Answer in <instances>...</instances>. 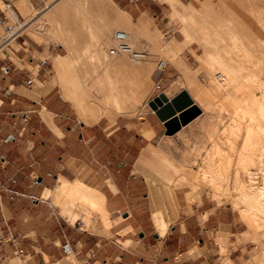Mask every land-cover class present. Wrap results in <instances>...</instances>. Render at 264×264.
Here are the masks:
<instances>
[{
    "label": "crops",
    "instance_id": "crops-1",
    "mask_svg": "<svg viewBox=\"0 0 264 264\" xmlns=\"http://www.w3.org/2000/svg\"><path fill=\"white\" fill-rule=\"evenodd\" d=\"M130 11L141 16L150 6ZM16 44L0 59V65L6 62L12 68L0 80V225L7 236H13L0 241V264H78L85 259L91 264L260 261L254 256H260L261 250L245 239L247 226L230 206L202 202L180 207L174 217L167 210L168 227L161 235L153 213L166 204L161 183L152 177L148 148L166 135L165 122L144 103L136 112L103 115L85 123L73 116L53 87L38 98L29 95L26 89L47 82L40 80L35 85L47 61L34 57L36 42L32 37L22 35ZM34 65L38 68L33 75ZM181 69L190 72L185 57ZM165 72L160 77L163 86L149 100L157 94L166 100L183 89L170 88L174 74ZM28 77L32 83L25 82ZM44 112L51 114L55 128ZM192 120L178 132L188 130ZM9 133L16 139L5 142ZM35 177L41 182L35 183ZM60 178L80 179L102 193L110 224L113 221L108 233L77 228L51 199L43 197ZM221 240L227 253H221ZM18 248L23 249L22 255Z\"/></svg>",
    "mask_w": 264,
    "mask_h": 264
},
{
    "label": "rangeland",
    "instance_id": "rangeland-1",
    "mask_svg": "<svg viewBox=\"0 0 264 264\" xmlns=\"http://www.w3.org/2000/svg\"><path fill=\"white\" fill-rule=\"evenodd\" d=\"M11 2L25 21L28 15L20 11L17 0H11ZM30 2L34 4L32 5L34 11L36 9L38 12L36 13L38 17L43 14L49 3L56 0H30ZM0 6L5 7L1 0ZM144 6H150V11L141 16L130 11L132 7L143 9ZM122 11H126L131 20ZM139 19L144 20L142 31L136 30L134 25ZM120 21L130 31L132 46L137 50L146 51L147 58L131 61L123 55L110 56L108 50L113 46L114 32L118 28H120L118 30L125 29L120 26ZM40 22L44 23L40 32L29 28L25 29L23 34L25 37H32L36 42L34 57L47 61L46 68L39 71L42 77H34L36 87L38 81L48 82L54 75L52 56L69 54L63 71V74L67 75L65 79H70H68L70 86L73 85L75 88L82 86L85 91L89 90L86 91V99L95 97V102L103 107L100 117L136 112L142 104L149 105L148 97L160 89L158 83L161 87L163 86L160 77L165 71V73L174 74L171 76L170 88H183L190 91L191 97L201 108L200 113L193 118V124L181 133L167 131V136L163 135L148 148L152 156L150 157V166L154 171L152 177L155 182L161 183V193L166 204L161 212L165 216L167 210H172L171 216L174 214L176 216L180 207L187 208L202 202H214L218 206L232 207L247 226L248 238L245 239L252 241L253 248L258 246L262 252L260 256H257L258 253L254 256L255 261L260 260L259 262L246 264H264V226H256L247 214L244 215L245 211L243 210V213L240 210L239 207L244 208L243 204L245 203L246 206L247 203L237 197L233 180L235 172H239L241 178L244 176V181H247L248 177L243 172L241 157L250 152L248 150L251 147H249L250 144L253 146L257 144L256 147L254 146L255 149L251 147V153L253 148L255 157L263 158V164L250 166L252 171L258 172L257 182L264 181V133L258 129L249 132L247 125L249 112H252V109L254 112L252 113L256 117L259 116L257 118L260 120L256 109L257 104H253L247 98L253 93L260 96L264 92V86H262L264 85V0H61L58 6L53 7L40 18ZM186 38L190 39L186 42ZM14 46L17 47V44L14 43ZM41 50L44 51L41 52ZM195 54H201L212 62L215 67L211 69L213 72L200 68V59ZM176 56L182 58V61L185 57L186 62L191 66L190 72L181 69L182 63L181 68L175 65ZM160 59L169 61L168 67L162 72L157 69ZM230 62L233 64H229ZM108 63H115L119 67L108 70ZM220 65L231 69L236 75V83H239L241 88L234 89V93L223 95L225 89L222 93V88L214 91L209 87L208 83L218 69L222 75L226 76ZM235 66L239 68L236 70ZM37 68V65L31 67L33 75L37 73ZM189 74L194 76V81H190ZM111 79L127 88L120 103L107 101L98 96L102 91H98L97 86L101 85L107 89ZM215 80L220 79L216 77ZM53 89L63 97L73 116L81 120L70 100H67L62 93L61 86L55 85ZM218 90L220 94L215 93ZM242 104L244 107L248 106L246 109V111L250 109L248 113L241 109ZM238 116H242V119ZM240 121H243L239 124L241 127L236 130ZM259 146L260 149L256 150ZM212 176L217 179L210 182L211 178L213 180ZM198 177L206 178V181L203 180L205 183ZM220 181L230 188L229 195L220 194V197L216 191H213V189L216 190L214 184ZM169 186L172 187L171 190ZM174 195L176 199H173ZM169 198L176 200V203L174 201V204ZM237 199L243 203H238ZM237 203L240 206L237 207ZM69 206L81 217L79 222L72 223L77 228L94 233H108L110 230L113 221L108 225L104 223L103 211L106 208L103 201L102 209L79 201L70 202ZM168 206L170 207L167 208ZM107 216L109 220L110 214L108 213ZM220 242L221 253H227L228 247L222 240ZM228 264L234 263L228 261Z\"/></svg>",
    "mask_w": 264,
    "mask_h": 264
},
{
    "label": "bare ground",
    "instance_id": "bare-ground-1",
    "mask_svg": "<svg viewBox=\"0 0 264 264\" xmlns=\"http://www.w3.org/2000/svg\"><path fill=\"white\" fill-rule=\"evenodd\" d=\"M2 1V0H1ZM61 0H56V2H53V3H49L46 7H45V11L43 12V14L41 16H36V13H38L35 9L34 11V6L31 4L30 0H17L18 4L17 6L19 7L20 11L23 13V14H27L28 15V18L25 20V29H33V30H37L38 32H40L42 29H41V26L44 25V23H41L40 22V18L43 16L44 17V14L49 12L53 7H56L58 6V4L60 3ZM59 9V8H58ZM122 10V9H121ZM123 12V11H122ZM126 17L131 20V17L130 15L124 11L123 12ZM36 17V18H35ZM116 17V15H115ZM120 26H122L123 28H125L126 26H124V23L122 21H120ZM136 25V30L138 31H142L144 30V20L143 19H139L137 22H135ZM120 29V28H118ZM117 29V30H118ZM125 32L127 33V36H128V42L130 43V45L132 46L131 42H130V31L128 29H124ZM188 35V34H187ZM189 37V36H188ZM190 39V38H189ZM188 38H186V42L189 40ZM113 44H114V41H113ZM262 46V45H261ZM133 47V46H132ZM134 48V47H133ZM244 48V47H243ZM110 49L111 47L109 48V54L110 56H115L116 54H112L110 52ZM194 51V50H193ZM246 51V50H245ZM249 52V51H248ZM3 54V52H1ZM195 53V52H194ZM197 55V57L200 59V68H203V69H209V70H213L215 67L213 65L212 62H209L206 58L202 57L203 55L201 54H195ZM69 54H57L56 56L53 57V62H54V68H55V73L54 75L51 76L50 80L47 82V83H43V82H38V87L36 89H33V90H29V89H26L24 92L28 93L29 95L33 96V97H36L38 98V96L41 94V93H46V92H49V90L54 87L55 85H60L61 86V89H62V93H64V96L67 97L68 100H70V102L72 103V105L74 106L79 118L82 120V122H85V123H93L95 121H97L101 115V111L103 109V107L100 105V104H97V102H95L96 100L94 98L90 99L89 97V100L86 99V91H85V88H83L82 86L77 87L75 88L72 83L70 86L68 83L69 82V78L65 79L66 76L65 74H63V71L64 69L66 68V65H67V58H68ZM107 57V56H106ZM147 58V55L146 57ZM143 58V59H145ZM178 58V59H177ZM233 58V57H232ZM141 59V60H143ZM161 60V59H160ZM165 60V59H163ZM140 61V60H138ZM167 61V60H165ZM182 61V58L180 57H177L175 58V64L178 66V67H181V62ZM229 62V61H228ZM229 64H233V63H229ZM228 64V65H229ZM224 66V65H223ZM119 66L115 63H108L107 65V69L109 70V68L111 69H117ZM234 67V65L232 66V68ZM240 67V65H239ZM238 67V68H239ZM199 68V69H200ZM220 68L223 72H225L226 76L225 75H222L221 74V71L218 69V71H216L214 73V77L212 78L211 77V81L209 84V87L212 89V90H217V89H220L222 88V93H223V89H225L226 91L224 92L223 95H226L227 93L229 94L230 92L232 93L234 91V89H238L239 86V83L237 84L236 80H237V77L236 75H234V73L232 72L231 69L229 68H226L225 66L222 67L220 65ZM237 67L235 66V69ZM237 68V69H238ZM157 69L158 71H160V69L158 68V63H157ZM236 69V70H237ZM211 70V71H212ZM107 71V70H106ZM213 72V71H212ZM213 76V75H212ZM255 76V75H254ZM111 77V75H110ZM190 78V81H194V76L193 75H189L188 76ZM187 77V78H188ZM216 77H219L220 80H215ZM253 77V76H252ZM188 78V80H189ZM69 79V80H68ZM225 79L226 81H221ZM253 79V78H252ZM261 82V81H260ZM258 83V82H257ZM264 83V82H263ZM262 83V84H263ZM241 84V83H240ZM109 87L107 89L103 88V86L99 85L97 86V90L98 91H102V93L98 96L104 98L105 100H112L114 103H120L124 97V94L125 92L127 91V88L124 87V86H121L117 81H114L113 79L110 80L109 84H107ZM229 85H232V86H229ZM105 86V85H104ZM259 86V85H258ZM257 86V87H258ZM264 86V85H262ZM107 87V86H106ZM255 87V88H257ZM241 88V87H240ZM254 88V87H253ZM25 89V88H24ZM258 89V88H257ZM23 90V88H22ZM103 90H106V91H103ZM89 91V90H88ZM87 91V92H88ZM254 91V90H253ZM263 92V91H262ZM215 93H219V90L218 92H215ZM234 93V92H233ZM239 93H240V90H239ZM94 94V93H93ZM238 94V93H236ZM244 94V93H243ZM247 94V93H246ZM251 94V93H250ZM28 96V95H27ZM89 96V95H87ZM95 96V95H94ZM228 96V95H227ZM248 96V95H247ZM262 96V97H260ZM260 96H258L257 94L253 93L251 94V96L249 95V97L247 98L248 100H250L251 102H253V104H257L256 105V109L260 115V120L257 118L259 116L256 117V115H254L253 113V109H252V112H249L247 107L242 106L241 109L242 110H245L244 112H249V118H248V131L251 132L253 131L254 129H258L260 130V132H263L264 133V92L263 94ZM93 97V96H92ZM128 97V96H127ZM241 98H242V95H241ZM239 98V99H241ZM235 100L237 98H234ZM238 100V99H237ZM236 100V101H237ZM244 100V99H243ZM247 100V101H248ZM242 101V99H241ZM246 101V100H245ZM245 101H244V104H245ZM249 101V102H250ZM250 105V103H249ZM241 106V105H240ZM237 108H239L238 106H236ZM255 107V106H254ZM252 108V107H251ZM256 109L254 110L255 113H256ZM241 110V111H242ZM240 111V110H239ZM243 112V111H242ZM242 114V113H241ZM239 115V113H238ZM44 118L46 119V121L52 126L55 128L53 122H52V119H51V114L48 113V112H44L43 114ZM243 116V115H242ZM241 116V117H242ZM245 116V115H244ZM238 116V118H241ZM236 118V117H235ZM244 118V117H243ZM261 118H262V121H261ZM242 119V118H241ZM237 120V119H236ZM244 120V119H243ZM239 121V119L237 120ZM241 122L243 121H240L239 124H241ZM247 123V122H246ZM236 124V122H235ZM243 125V124H242ZM236 126V125H235ZM241 125H239V127L237 126L236 127V130L237 128L240 129ZM245 127V126H243ZM233 128V127H232ZM241 133V132H240ZM247 134V133H246ZM251 134V133H250ZM253 134V133H252ZM258 135H260L258 133ZM262 136V135H261ZM249 137V136H248ZM251 137V136H250ZM253 137V136H252ZM256 138V137H255ZM264 138V137H263ZM262 138V139H263ZM249 139V138H247ZM261 139V140H262ZM249 141V140H248ZM263 141V140H262ZM256 142V141H255ZM249 144V143H248ZM264 144V143H263ZM257 144H254V146L256 147ZM253 147L255 149V147L253 146V144H250L249 147ZM248 147V145H247ZM251 147L248 149L250 150V152H247L248 153H245L242 157H241V163H243V172L247 175V181H244V176L243 178H241V175L239 172H235L234 174V182H235V189L237 191V197L243 201V202H246L247 205L245 206V203L243 204L244 205V208L242 207H239L241 208L240 210H243L245 211L244 215L247 214L251 220L255 223L256 226H260V225H263L264 226V181L261 182V183H258L256 178H257V170L256 171H252L251 170V166L252 164H257L259 166H261L263 163L262 159L263 158H256L255 157V153H254V149L252 148V153H251ZM234 148V147H233ZM264 148V147H263ZM260 149V146L258 149L256 150H259ZM260 152V151H259ZM258 152V154H259ZM257 154V153H256ZM263 154V153H262ZM262 154H260L261 156H263ZM179 162V161H178ZM240 163V164H241ZM186 166V165H185ZM198 171V170H197ZM262 172V171H261ZM195 173V172H194ZM193 173V175H194ZM205 173V172H204ZM243 173V174H244ZM200 175V173H197ZM209 174V173H207ZM196 175V173H195ZM207 175H205L206 177ZM194 177V176H193ZM197 178V176H195ZM194 177V178H195ZM213 177V176H212ZM198 178H201L200 180L202 182L206 181L205 179H203L202 177H198ZM227 178V177H226ZM210 179V178H209ZM214 179H217V177H213V180L212 178L208 181L210 182H213L215 181ZM199 180V179H198ZM197 180V181H198ZM204 180V181H203ZM196 181V182H197ZM200 181V182H201ZM59 183L56 185L55 188L53 189H49L47 188L44 193H43V197L45 199H49L51 198L52 202L55 203L58 207H59V211L60 213L68 220L70 221L71 223L81 219V217L79 216L78 212H76L75 210H72L71 207L69 206V203L71 202H74V201H79V202H82L84 204H87L91 207L93 206H96V207H100V209L103 208L102 206V198H101V194H100V191L96 188V187H93L91 185H89L88 183L80 180V179H75V180H69V179H65V178H60ZM198 182V183H200ZM223 181H220L215 183L214 184V187L216 188V190H214L213 188V191H216L217 195L221 197L220 194H223V195H229L230 194V188L227 186V185H224L222 183ZM205 183V182H204ZM207 183V182H206ZM228 183V182H227ZM203 184V183H202ZM201 184V185H202ZM204 185V184H203ZM232 185V184H231ZM171 186V185H170ZM169 186V187H170ZM168 187V189H169ZM203 187V186H202ZM172 187H170V190H171ZM172 194L173 193V190L171 191ZM171 192L169 191V193L171 194ZM215 193V192H214ZM215 193V194H216ZM168 194V193H167ZM171 194V195H172ZM168 194V196H171ZM173 196V195H172ZM171 196V198H172ZM236 196V195H235ZM175 198L173 199H176V196L174 195ZM232 197V196H231ZM236 197V198H237ZM167 199V198H166ZM170 199V198H169ZM171 200V199H170ZM169 200V201H170ZM190 200V199H189ZM168 201V202H169ZM173 201V200H171ZM175 203H176V200H174ZM173 201V203H174ZM238 203H243V202H239V200L237 199ZM174 203V204H175ZM192 203V202H191ZM233 203V202H232ZM237 203V207L238 205L240 206V204ZM170 204V203H169ZM71 205V204H70ZM234 205V206H235ZM72 206V205H71ZM172 206V205H170ZM170 206H168L167 208H169ZM178 206V205H177ZM176 206V207H177ZM175 208V207H174ZM238 208V209H239ZM74 209V208H73ZM176 209V208H175ZM177 210V209H176ZM175 210V212H176ZM172 211V210H171ZM174 211V210H173ZM104 216H103V220H104V223L105 224H109V220H108V211L107 209L105 211H103ZM173 213V212H172ZM171 213V214H172ZM175 215V214H174ZM173 215V217H174ZM153 219H154V223L158 229V231L160 232V234H164L166 232V229L168 227V221L166 219V217L164 216V214L161 212V211H158V212H155L153 213ZM248 231V230H247ZM249 235V234H248Z\"/></svg>",
    "mask_w": 264,
    "mask_h": 264
},
{
    "label": "built area",
    "instance_id": "built-area-1",
    "mask_svg": "<svg viewBox=\"0 0 264 264\" xmlns=\"http://www.w3.org/2000/svg\"><path fill=\"white\" fill-rule=\"evenodd\" d=\"M5 7L0 6V59H5V51L14 48V43H17V40L24 34L25 31V21L20 13L17 11L11 0H2ZM114 44L110 49L112 54L123 55L128 57L131 61H138L146 57L147 52L144 50H137L133 48L128 42L127 33L124 30H116L113 34ZM3 52V55L2 53ZM169 61L163 59L158 61V68L160 72L166 70L168 67ZM11 66L6 62L0 65V80L8 75L11 71ZM26 83H32L31 79L28 77L25 79ZM158 87H160L158 83ZM16 139L14 133H9L4 141H10ZM0 157L3 158V155L0 153ZM35 183L41 182L39 177L34 178ZM12 238V235L7 236L2 226L0 225V241H4L7 238ZM17 252L22 255L23 249L18 248ZM27 264V263H25ZM81 264H91L89 259L81 261Z\"/></svg>",
    "mask_w": 264,
    "mask_h": 264
},
{
    "label": "water",
    "instance_id": "water-1",
    "mask_svg": "<svg viewBox=\"0 0 264 264\" xmlns=\"http://www.w3.org/2000/svg\"><path fill=\"white\" fill-rule=\"evenodd\" d=\"M148 104L165 122L168 133L178 131L182 125L195 118L201 110L187 89H182L166 100L163 94H157L148 101ZM177 112L179 113L177 114Z\"/></svg>",
    "mask_w": 264,
    "mask_h": 264
}]
</instances>
